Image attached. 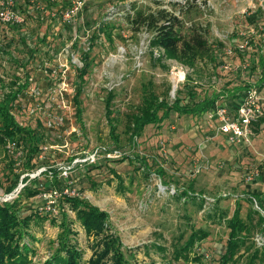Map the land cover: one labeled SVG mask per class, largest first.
<instances>
[{"label":"rangeland","instance_id":"374dc122","mask_svg":"<svg viewBox=\"0 0 264 264\" xmlns=\"http://www.w3.org/2000/svg\"><path fill=\"white\" fill-rule=\"evenodd\" d=\"M18 1L17 8L23 6L26 18L22 28L0 25V45L11 47L9 54H0V94L9 91L15 75L23 71L19 63L27 53L20 44L21 34H36L35 39H41L46 33L42 53L52 49L53 60L48 55L39 62L37 57L29 65L34 66L32 84L13 107L20 123L44 134L43 145L49 153L44 154L48 155L45 160L55 168L71 167L73 175L85 179L83 196L110 214L109 232L121 238L127 264H196L195 258L199 256L205 263L216 262L219 257L216 247L219 241L228 238L225 221L238 206L241 216L253 226L259 219L253 210L264 215L259 203L250 202L247 193L248 188L264 192V123H260L264 118V88L259 89L256 84L261 71L259 58L264 57V0H189L193 10L183 16L186 24L209 29L208 37L215 46L220 41L224 43L223 49L217 51L221 53L219 61L200 64L197 70L151 47L152 34L145 30L133 33L122 16L131 3L160 4L172 9L171 2L184 5L187 0H57L59 4L45 12L44 21H48L39 31L36 21L24 8L28 4ZM30 2L36 11L44 12L47 8L46 0ZM75 6V13L65 17L64 13ZM259 10L263 16L254 23L255 12ZM104 21L120 30L124 27L117 31L120 40L90 49L89 33ZM79 27H83V32ZM7 37L12 40V46L7 44L10 41L5 40ZM76 38L78 49L73 47ZM251 39L255 44L248 43ZM80 50L89 51L94 60L80 97L84 108L81 120L76 116L72 100L78 84L77 69L83 64ZM182 69L185 79L175 89V72ZM249 82L256 84L252 88L258 91L263 108L262 116L255 118L249 143L229 144L218 133L217 123L208 122L199 114L172 112L171 118L148 125L135 138L128 131L130 116L139 113L150 96L173 104L189 86H196L197 100L192 106L220 94L216 105L226 103L235 111L232 97L236 89ZM110 92L114 95L113 109L120 116L115 133L118 140L111 134L106 115V98ZM19 156L15 159L21 163ZM93 156L104 165L107 159H115L109 163L117 166L121 177L95 169L97 172L93 170L91 175L97 178L99 186L92 188L85 171L92 168L89 164L93 163L89 162ZM124 156L131 161L118 160ZM9 164L0 144V200L10 196L5 192L10 184ZM46 168L50 165L41 163L30 172L41 173L45 179ZM104 168L100 171H105ZM187 190L192 194H184ZM34 199L24 196L22 203H33ZM66 209L76 231L71 241L81 250L84 262L90 264V258L102 245L98 246L97 238L86 233L76 213L68 206ZM59 231L49 220L42 225L33 223L34 236L27 237L35 248L30 264H43L52 255L58 246ZM197 231H206L209 236L184 248ZM249 243L261 250L262 256L255 264H264V231L255 228ZM247 255L244 247L238 264H246ZM102 264L112 261L106 258Z\"/></svg>","mask_w":264,"mask_h":264},{"label":"trees","instance_id":"16d2710c","mask_svg":"<svg viewBox=\"0 0 264 264\" xmlns=\"http://www.w3.org/2000/svg\"><path fill=\"white\" fill-rule=\"evenodd\" d=\"M26 6L24 8L34 18L37 23V30H41L42 26L48 20L44 21L46 16L45 12H49L54 8V5H58V1L46 0L45 11H36L34 4L30 1H25ZM173 5L172 9L163 5H139L138 3H131L127 10L123 12V17L129 26V30L133 33H139L141 31H148L151 35L150 44L154 49H161L164 51L165 56L174 58L188 68L197 70L200 64H216L219 61L221 53L217 52L223 49V42H219L217 46L210 42L208 37L209 29L200 25L192 24L187 25L183 16L190 13L193 7L189 0L182 5L180 2H171ZM126 6V5H125ZM179 6V7H178ZM18 8L19 12L23 15L22 9ZM178 10L180 13H177ZM256 13V17L253 20L256 23L263 16V11L259 10ZM49 15V14H48ZM25 18V17H24ZM26 20V18H25ZM55 20V19H54ZM51 20L50 22H54ZM25 21L20 25L12 26L13 28H22ZM57 23L52 24L55 26ZM124 28V27H123ZM122 28V29H123ZM121 29V30H122ZM80 32H83V27H79ZM115 25L104 21L98 28L95 27L91 30L89 39L91 41L90 49L93 46H103L105 43L112 45L115 40H120L117 35V31H121ZM86 33V31H85ZM22 37L20 44L27 53L24 61L20 64L23 68L21 74L15 75L14 80L11 83V89L3 91L0 94V144L6 151V156L9 157V179L10 184L6 187V194L14 192L21 181L27 182L17 197L11 200H0V264H30L31 253L35 252V248L31 245V242L27 241V237H33L31 229L33 223L42 225L45 221L49 220L52 225L59 227L58 233V246L52 255L43 262V264H87L83 260V254L81 250L71 241V235L75 234L76 231L71 224V220L66 209L68 206L72 211L76 213L77 219L81 222L85 228L86 233L89 236H93L98 240V246L102 245V249H97L93 256L90 258V264H102L106 258L111 259L112 264H127L125 254L123 252V243L121 238L114 232H109L112 228L110 223V214L102 210L100 207L92 204L87 198L83 196V182L79 176L73 175L77 181V188L79 195L73 197H62L58 201L60 213L59 215H53L47 213L41 209L44 204V199L39 198L45 190H49L53 187L61 188L64 183L61 178L60 168H55L53 164H50L49 160H45L46 150L44 149V134L37 128L23 125L20 123L15 114L13 113V107L23 93L31 86L33 79V68L29 65H33L36 58L39 57V62H43L45 57L50 55V59L53 60V50H45L41 47L47 41V34L43 37L36 38L35 35L21 34ZM81 36V35H80ZM5 40L11 43L12 40L8 37ZM40 40V41H39ZM101 43L98 45V42ZM41 42V43H40ZM39 43L41 45H39ZM248 43L255 44L253 39L249 40ZM6 44V45H7ZM3 47V46H1ZM73 47L78 49L79 41L75 39ZM11 47H3L0 49L4 55L9 54L8 51ZM46 48V47H45ZM54 48V47H53ZM82 56V66L78 67V84L76 85V92L72 100L75 104L76 116L81 120L84 108L83 102L80 99L81 95L85 90L87 83V77L93 70L94 60L90 58V52L86 50H80ZM0 53V54H2ZM3 55V54H2ZM258 65L261 68L260 77L257 80L259 89L264 88V57L259 58ZM31 68V69H30ZM188 78H192V75H188ZM252 83H247L245 86L236 89V93L233 95V107H237L240 102L235 101L237 98L241 100L244 98L248 90L253 86ZM220 96V94H218ZM218 95H216L218 97ZM206 99L199 102L195 107L192 106L193 102L197 100L196 86L190 87L185 91L184 94H180L173 104H169L164 99L159 97H149L145 99V103L140 107L139 113L130 116L128 121V131L131 132L132 138L139 137L150 124H161L164 120L171 118V113L175 112L179 115H190L199 114L205 116L206 111L212 109L216 105L218 98ZM114 95L110 92L106 98V115L110 124L112 136L118 140V135H115L117 126L120 122L119 113L113 109ZM226 104V103H224ZM231 108V107H230ZM165 110L163 115H160L161 110ZM261 124L264 123V118L261 119ZM261 124H259L261 126ZM10 141L16 142L18 150H20V161L19 163L15 159V155L12 154L7 145ZM49 154V153H47ZM43 155V158L41 156ZM73 160V158L71 159ZM120 162L128 161L131 159L128 156H124L118 159ZM141 160V159H140ZM110 161L115 159H107V164L104 165L101 162L89 164L92 166L91 169L85 171L86 177L92 188H97L99 182L97 178L91 175V172L98 169L99 172L107 174H114L116 177H121L117 171V166H112ZM144 162V160H141ZM49 162V163H48ZM52 162V161H51ZM42 164L50 165V168L45 171V179H42L43 175L35 178H31L29 175L22 179V176L30 171H35L36 168ZM48 163V164H47ZM52 165V166H51ZM106 167V169L104 168ZM95 167V168H94ZM104 168L105 171H100V168ZM16 168L18 172H16ZM90 168V166H89ZM48 172V173H47ZM97 172V171H96ZM44 176V177H45ZM87 179V180H88ZM176 192V191H175ZM249 194V201L256 200L260 208L264 210V192L247 189ZM184 194H192L189 190L184 191ZM36 198L33 203H22L23 197ZM259 217L258 221L253 224L249 223L241 216V209L238 206L234 214L228 218L226 227L229 229L228 238L226 241H219L218 247H216L219 257L217 261L211 264H238L239 257L242 249L246 247V253L248 252L247 263L255 264L258 259L261 258V250L254 249V245L249 243L252 239V235L255 228H259L264 231V215L261 211L254 209ZM249 218L253 220L252 215ZM209 236L206 231H197L193 233L187 247L193 246V244L199 240H204ZM178 257L181 256V252L178 253ZM196 264H208L203 261V257L199 256L195 258Z\"/></svg>","mask_w":264,"mask_h":264},{"label":"built area","instance_id":"2783aa9c","mask_svg":"<svg viewBox=\"0 0 264 264\" xmlns=\"http://www.w3.org/2000/svg\"><path fill=\"white\" fill-rule=\"evenodd\" d=\"M18 2V0H0V25H20L24 22L25 18L17 8ZM75 10L76 6L68 9L64 13L65 17H71L75 13ZM185 76L186 73L183 69L175 72V89H177L179 83L185 79ZM262 114L263 108L258 98V91L251 88L240 101L235 111H232V109H230L226 104H217L214 108L206 111L205 119L208 122L217 123L218 133L223 134L229 144H242L249 143L252 133L254 132V123L257 121L256 119L258 117L262 116ZM7 147L9 151L15 155V157L21 154L20 150H18L16 142L10 141ZM44 149H47V146H45ZM108 155L111 156V153H108ZM41 158H43V156H41ZM96 160V157L93 156L89 163H96ZM47 170L48 168L45 169V171ZM60 170V175L64 185L61 188L53 187L47 191L45 190L38 195L39 198L44 199V204L41 209L47 213H52L54 216H57L60 213L58 205L60 198L79 195L77 181L74 179L72 174L73 168L61 167ZM40 174L41 173L32 174L31 172H27L22 176V179L27 175L31 178H35L40 176ZM26 184L27 182L21 181L18 188L14 192L8 194L10 196L1 200L5 201L14 199L18 196Z\"/></svg>","mask_w":264,"mask_h":264},{"label":"crops","instance_id":"0c3cea01","mask_svg":"<svg viewBox=\"0 0 264 264\" xmlns=\"http://www.w3.org/2000/svg\"><path fill=\"white\" fill-rule=\"evenodd\" d=\"M23 1L25 2L26 0H23ZM12 26H15V25H12ZM5 27H9V26H1V28H5ZM3 30H4V29H3ZM3 30H2V33H4ZM7 32H8V31H7ZM0 43H1V41H0ZM1 46H3V44L0 45V49L3 48V47H1ZM0 53H2V51H0ZM2 54H3V56H4V53H2ZM2 54H1V55H2Z\"/></svg>","mask_w":264,"mask_h":264}]
</instances>
